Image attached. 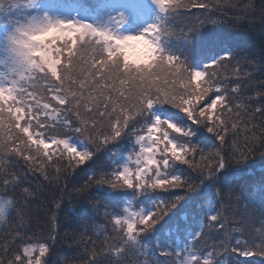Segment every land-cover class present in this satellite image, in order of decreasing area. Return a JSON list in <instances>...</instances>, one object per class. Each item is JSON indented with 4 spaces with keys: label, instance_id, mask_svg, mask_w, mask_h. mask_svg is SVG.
<instances>
[{
    "label": "snow or ice",
    "instance_id": "obj_1",
    "mask_svg": "<svg viewBox=\"0 0 264 264\" xmlns=\"http://www.w3.org/2000/svg\"><path fill=\"white\" fill-rule=\"evenodd\" d=\"M225 9L264 25V0H0V264H264V208L256 227L235 207L264 156V59L220 47ZM33 180L56 190L39 232Z\"/></svg>",
    "mask_w": 264,
    "mask_h": 264
},
{
    "label": "trees",
    "instance_id": "obj_2",
    "mask_svg": "<svg viewBox=\"0 0 264 264\" xmlns=\"http://www.w3.org/2000/svg\"><path fill=\"white\" fill-rule=\"evenodd\" d=\"M211 2V0H209ZM248 0H240V3H247ZM258 3V0H257ZM227 17H220L222 22L216 26L217 35L223 40V44L220 46L223 49H230L232 51H237V48L253 59L260 61L264 59V25L259 24V17H256L257 26L254 29H249L247 26V21H237L234 19V16L239 15V9L228 10ZM258 11V9H257ZM233 19V24L236 26L233 27V24L228 22L229 19ZM176 24L179 25L180 21H176ZM184 42H181L183 47ZM217 50H220L219 48ZM264 74V69L261 70V73H256L257 78H262ZM249 169L244 173L235 174V183L240 186L242 190L240 203L235 205L237 209L240 210L239 215H244V205L248 204L249 212H252V209H256L252 213V219L249 221L250 224L259 227V209L264 208V198H262L260 193L253 194V186H258L259 181L262 176H264V156L260 155L257 152L253 159L249 161ZM87 171V170H86ZM85 172H79L75 177H70L68 180L69 190L73 184H78L83 182ZM33 191L35 196L32 198V202L29 209V214L31 217L30 226L33 228V231H43L47 228V221L51 214V199L55 193L54 186H48L44 182L33 180ZM81 205H79L75 200L70 197H65L63 210L59 213V222L57 227L60 231L61 236L65 232L71 233L74 226L78 227L76 218L78 216V210ZM189 215L191 213L189 212ZM15 217V214H13ZM28 217H25V221L28 222ZM180 223L183 225L185 221L175 218L174 224ZM71 244V241H69ZM62 253L61 260L63 256L72 258L75 256L74 247L64 246L58 249Z\"/></svg>",
    "mask_w": 264,
    "mask_h": 264
},
{
    "label": "rangeland",
    "instance_id": "obj_3",
    "mask_svg": "<svg viewBox=\"0 0 264 264\" xmlns=\"http://www.w3.org/2000/svg\"><path fill=\"white\" fill-rule=\"evenodd\" d=\"M93 1H95V2H97V0H93ZM107 2V1H106ZM106 2H104V3H106ZM98 5V4H97Z\"/></svg>",
    "mask_w": 264,
    "mask_h": 264
}]
</instances>
